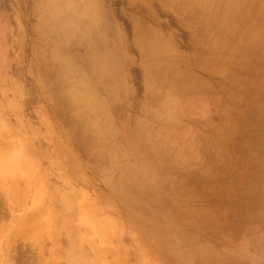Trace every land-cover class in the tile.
Wrapping results in <instances>:
<instances>
[{"label": "rangeland", "instance_id": "obj_1", "mask_svg": "<svg viewBox=\"0 0 264 264\" xmlns=\"http://www.w3.org/2000/svg\"><path fill=\"white\" fill-rule=\"evenodd\" d=\"M0 264H264V0H0Z\"/></svg>", "mask_w": 264, "mask_h": 264}, {"label": "bare ground", "instance_id": "obj_2", "mask_svg": "<svg viewBox=\"0 0 264 264\" xmlns=\"http://www.w3.org/2000/svg\"><path fill=\"white\" fill-rule=\"evenodd\" d=\"M89 90V89H88ZM98 219V218H97Z\"/></svg>", "mask_w": 264, "mask_h": 264}]
</instances>
